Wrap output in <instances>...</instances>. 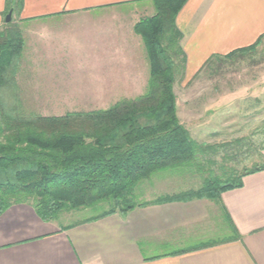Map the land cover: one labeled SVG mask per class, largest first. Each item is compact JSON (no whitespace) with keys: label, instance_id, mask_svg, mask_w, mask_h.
I'll use <instances>...</instances> for the list:
<instances>
[{"label":"crops","instance_id":"obj_1","mask_svg":"<svg viewBox=\"0 0 264 264\" xmlns=\"http://www.w3.org/2000/svg\"><path fill=\"white\" fill-rule=\"evenodd\" d=\"M152 6V0H22L13 13L23 41L18 86L36 92L29 96L36 100H45L43 91L85 89L113 98L145 91L148 62L133 28L152 16ZM6 14L0 0V27ZM175 26L183 76L193 77L208 60L264 36V0H187ZM220 205L153 204L68 226L13 205L0 214V264H264V170L223 192Z\"/></svg>","mask_w":264,"mask_h":264},{"label":"trees","instance_id":"obj_2","mask_svg":"<svg viewBox=\"0 0 264 264\" xmlns=\"http://www.w3.org/2000/svg\"><path fill=\"white\" fill-rule=\"evenodd\" d=\"M186 1L152 0L154 14L133 28L148 62L142 95L122 99L106 110L62 117H9L0 108V214L27 204L43 222H54L63 211H96L81 222L85 223L153 204L209 200L221 206L223 192L240 188L244 176L264 170V163L256 164L224 180L207 176L196 190L151 202L133 201L142 181L175 170L202 174L205 165L214 163L210 157L217 148L224 147L195 142L177 118L174 74L178 66L183 71L185 56L175 18ZM6 3L7 13H14L22 0ZM262 38L224 58L254 50ZM22 46L17 25L0 27V88ZM214 59L222 58L208 60L203 68ZM260 151L262 157L264 144Z\"/></svg>","mask_w":264,"mask_h":264},{"label":"rangeland","instance_id":"obj_3","mask_svg":"<svg viewBox=\"0 0 264 264\" xmlns=\"http://www.w3.org/2000/svg\"><path fill=\"white\" fill-rule=\"evenodd\" d=\"M151 8L147 15L154 14L153 6ZM15 21L16 15L12 14L10 23L15 24ZM17 60L7 69L4 85L0 88L1 112L9 117H62L71 113H90L111 106L89 104L117 103L144 93L121 92L128 97L113 98L110 92L58 90L43 91L41 94L45 100L30 99L29 96L32 98L37 93L27 89L25 84L18 86ZM174 76L177 118L190 138L199 144L224 147L217 148L215 155L210 157L214 163L205 165L202 174L175 170L157 173L142 181L134 191L133 201L137 203L196 190L207 176L224 180L244 168L264 163L260 155L264 144V38L254 50L230 58L214 59L193 77L185 78L180 66ZM52 94L57 95L58 100L51 99ZM94 215L96 211L91 209L63 211L56 221L68 226L84 222ZM221 220L224 224L220 226L224 229L226 219L222 217ZM222 229L220 227V232Z\"/></svg>","mask_w":264,"mask_h":264},{"label":"water","instance_id":"obj_4","mask_svg":"<svg viewBox=\"0 0 264 264\" xmlns=\"http://www.w3.org/2000/svg\"><path fill=\"white\" fill-rule=\"evenodd\" d=\"M12 14H13L12 10H10V11L6 14V16L4 17V23H5V24H9V23L11 22V20H12Z\"/></svg>","mask_w":264,"mask_h":264}]
</instances>
